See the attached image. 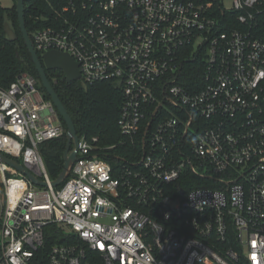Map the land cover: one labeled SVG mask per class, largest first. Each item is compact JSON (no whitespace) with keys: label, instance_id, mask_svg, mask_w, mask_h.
<instances>
[{"label":"built area","instance_id":"2783aa9c","mask_svg":"<svg viewBox=\"0 0 264 264\" xmlns=\"http://www.w3.org/2000/svg\"><path fill=\"white\" fill-rule=\"evenodd\" d=\"M35 10L40 56L67 52L85 84L120 89L139 159L114 167L82 134L52 186L40 147L66 133L57 107L30 72L0 84V152L48 184L0 163V264H264V0Z\"/></svg>","mask_w":264,"mask_h":264},{"label":"trees","instance_id":"16d2710c","mask_svg":"<svg viewBox=\"0 0 264 264\" xmlns=\"http://www.w3.org/2000/svg\"><path fill=\"white\" fill-rule=\"evenodd\" d=\"M16 2L17 0L9 8L0 4V84L4 86L9 85L18 74L23 72H30L39 78L31 54L22 37ZM43 3L44 0H25L26 26L30 34L36 24L40 26L39 23L35 24V18L31 17L30 13L36 14L35 7L39 8V5ZM6 23H9L18 35L16 40L10 41L7 38ZM191 66L184 67L193 70ZM47 74L72 116L78 134H85L90 139L96 138L94 144L102 149L100 152L104 159L114 167L120 161L119 156L128 159L130 162L139 159V145L130 142L128 137L123 136L119 129L123 103L120 89L106 81L93 84H85L81 80L70 82L61 70H47ZM42 89L46 97L50 98L43 86ZM66 145L65 133L62 137L47 141L40 147L52 179H56L63 170ZM110 147L113 148L109 149Z\"/></svg>","mask_w":264,"mask_h":264},{"label":"water","instance_id":"95a60500","mask_svg":"<svg viewBox=\"0 0 264 264\" xmlns=\"http://www.w3.org/2000/svg\"><path fill=\"white\" fill-rule=\"evenodd\" d=\"M16 9L18 13L19 27L22 33V37L29 53L31 54L32 61L38 72L39 80L45 91L57 107L58 112L67 128V145L64 153V167L59 176L52 181V186L58 187L62 185L68 178L74 163L78 160L79 134L72 116L66 109L53 84L51 83L47 74V70H61L64 73L66 79L70 82L80 80L81 71L79 63L75 61L73 57L67 52H62L60 50H50L40 56L33 45L32 39L26 26L25 0H17ZM5 31L7 33V38L10 41H14L18 38V35L9 23H6ZM0 163H4L16 168L19 172L27 176L34 184L38 186L45 187L48 185L46 181L37 178L22 163L1 152Z\"/></svg>","mask_w":264,"mask_h":264},{"label":"rangeland","instance_id":"374dc122","mask_svg":"<svg viewBox=\"0 0 264 264\" xmlns=\"http://www.w3.org/2000/svg\"><path fill=\"white\" fill-rule=\"evenodd\" d=\"M225 3L227 6H229L230 0H225ZM0 4L3 7L9 8L15 4V0H0ZM2 183H3V175L2 172L0 171V217L3 209V201H4L3 192H2Z\"/></svg>","mask_w":264,"mask_h":264}]
</instances>
